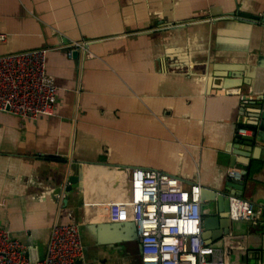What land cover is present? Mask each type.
I'll return each mask as SVG.
<instances>
[{
    "label": "crops",
    "instance_id": "crops-1",
    "mask_svg": "<svg viewBox=\"0 0 264 264\" xmlns=\"http://www.w3.org/2000/svg\"><path fill=\"white\" fill-rule=\"evenodd\" d=\"M71 42L95 58L68 57ZM34 49H48L54 114L0 111V226L31 261L53 223L78 224L81 201L85 262L140 264L134 224L90 223L86 203L123 199L134 168L220 189L247 167L235 193L254 218L231 224L229 264H264V0H0V55ZM240 121L251 146L237 141Z\"/></svg>",
    "mask_w": 264,
    "mask_h": 264
},
{
    "label": "built area",
    "instance_id": "built-area-1",
    "mask_svg": "<svg viewBox=\"0 0 264 264\" xmlns=\"http://www.w3.org/2000/svg\"><path fill=\"white\" fill-rule=\"evenodd\" d=\"M88 45L71 42L66 46L68 57L83 51L87 58H95ZM47 52L34 49L0 55L1 112L24 120L54 114L58 87L46 75ZM251 133V127L241 121L236 126L238 137ZM68 185L67 180L57 196L59 205L64 203ZM201 187L199 180L184 187L176 176L134 168L123 199L86 203L85 214L93 224L133 223L140 264H229V248L237 244L235 236L224 235L212 244L202 238ZM228 199L231 224L253 220L252 203L239 197ZM49 231L44 256L31 261L29 247L13 237L7 227L0 226V264H87L80 229L71 214L67 213L65 222L53 223Z\"/></svg>",
    "mask_w": 264,
    "mask_h": 264
},
{
    "label": "water",
    "instance_id": "water-1",
    "mask_svg": "<svg viewBox=\"0 0 264 264\" xmlns=\"http://www.w3.org/2000/svg\"><path fill=\"white\" fill-rule=\"evenodd\" d=\"M257 19V17H255ZM77 53H73V56L76 57ZM257 137L255 138L256 141L259 143H264V141L261 139V134H257ZM237 141L240 143L251 146L252 142L254 140L253 137L248 136H242L238 137L236 136ZM233 161H230L229 166L232 168H237L233 165ZM241 170V179H235L234 177L227 176V182L224 183L220 189H216L211 187L209 184L201 185V194H200V209L202 214V227H203V233L202 238L205 241L206 244H212L218 239H220L224 235H230L231 234V223L229 220V197H237L235 190L239 189L243 186L244 180L243 178L247 174V167L245 169ZM68 180V179H67ZM70 181V179H69ZM79 184V177L74 176L71 177V181L69 182V185L66 187L67 191H70L72 189V185H78ZM64 204H66V200L64 199ZM74 215H76L77 222L79 225L84 224V209H83V203L81 201L78 202L77 211L74 212ZM115 225V224H112ZM110 229H112L110 227ZM115 239L117 237L115 236ZM118 240V239H117ZM241 250H234L233 254L240 256ZM252 256L249 254H245L242 256L243 262H248L249 258ZM80 262V260H79Z\"/></svg>",
    "mask_w": 264,
    "mask_h": 264
},
{
    "label": "trees",
    "instance_id": "trees-1",
    "mask_svg": "<svg viewBox=\"0 0 264 264\" xmlns=\"http://www.w3.org/2000/svg\"><path fill=\"white\" fill-rule=\"evenodd\" d=\"M53 159H55V157L53 158V157H51V160H53Z\"/></svg>",
    "mask_w": 264,
    "mask_h": 264
}]
</instances>
